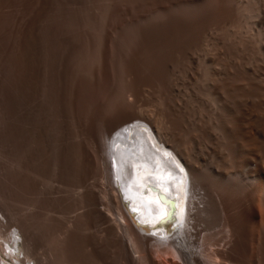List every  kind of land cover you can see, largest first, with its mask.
Returning a JSON list of instances; mask_svg holds the SVG:
<instances>
[{"label": "bare ground", "instance_id": "6f19581e", "mask_svg": "<svg viewBox=\"0 0 264 264\" xmlns=\"http://www.w3.org/2000/svg\"><path fill=\"white\" fill-rule=\"evenodd\" d=\"M239 16L229 48L200 32ZM262 24L264 0H0V264H264Z\"/></svg>", "mask_w": 264, "mask_h": 264}, {"label": "rangeland", "instance_id": "374dc122", "mask_svg": "<svg viewBox=\"0 0 264 264\" xmlns=\"http://www.w3.org/2000/svg\"><path fill=\"white\" fill-rule=\"evenodd\" d=\"M221 20L218 18H207L201 25H200V32L201 33H205L206 39L208 41H210L211 43H218L219 45L223 46L226 43V36L229 33H235L237 36H245L247 33V23L245 21L244 17L239 16L238 18V23L235 26H230L229 28H227V30H224L222 28V24H221ZM263 28H264V24H262ZM243 26V27H242ZM232 27V28H231ZM234 28V30H233ZM246 28V29H245ZM244 32V33H243ZM240 34V35H239ZM226 48H229V46L226 43ZM253 51H255V53H263L264 52V38L261 39L259 41V43H255L253 46ZM211 52V51H210ZM210 52L208 54H210ZM214 51H212L211 53H213ZM224 53H227V50L224 48L223 49ZM205 54H207L206 52H204ZM241 53V52H240ZM239 53V56H240ZM244 55L249 56L250 52L248 50H243ZM233 57L235 56V54L232 55ZM187 85V86H186ZM175 86L176 88L179 90V94L181 96V98L186 99L185 96H187V92L190 90V84H189V78L186 76V73H184L182 70H178L176 72L175 75ZM148 91H146L145 96H143V98L138 102V104L142 105L143 107H147L149 106L151 109H155L157 102H156V94L154 92V90L151 88L149 89V87L147 88ZM190 92V91H189ZM152 105L155 108H152ZM145 107V108H146ZM148 107V109H149ZM2 165L0 164V167ZM3 173H0V194L3 196H6L7 194V182L5 177L2 175ZM6 185V186H5ZM5 186V187H4ZM5 192V194H4ZM54 208V207H52ZM52 213H54V215H57L58 217H60V214L57 213L56 210H52ZM2 218V217H1ZM63 220V218H62ZM59 223H61L60 226H62V221L60 220ZM11 230H15V228H11ZM6 247V245H5ZM28 264V262L26 263Z\"/></svg>", "mask_w": 264, "mask_h": 264}]
</instances>
